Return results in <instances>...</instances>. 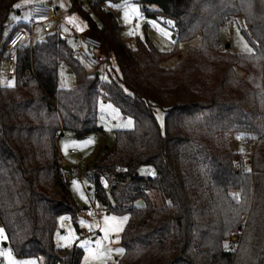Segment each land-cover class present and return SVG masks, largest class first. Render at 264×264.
Masks as SVG:
<instances>
[{
	"label": "trees",
	"instance_id": "trees-1",
	"mask_svg": "<svg viewBox=\"0 0 264 264\" xmlns=\"http://www.w3.org/2000/svg\"><path fill=\"white\" fill-rule=\"evenodd\" d=\"M17 1L0 0V55ZM106 1L119 0H95L88 9L73 2L72 9L113 58L112 72L101 78L98 68L72 58L70 42L54 28L17 48L14 83L0 85V225L13 254L80 264V248L54 244L59 219L80 212L57 139L66 131L76 138L98 131L101 97L133 121L130 129L114 130L112 149L92 163L95 200L128 214L114 264H264V0H135L146 16L172 23L174 46L166 52L147 39L127 46ZM232 16L243 21L249 55L219 46V29ZM19 27L26 25L12 31ZM195 37L197 46L162 65ZM62 65L74 87L58 85ZM230 133L252 139L247 164L231 149ZM141 165L154 174H139ZM152 191L160 205L150 200ZM138 198L141 207L133 205Z\"/></svg>",
	"mask_w": 264,
	"mask_h": 264
},
{
	"label": "rangeland",
	"instance_id": "rangeland-1",
	"mask_svg": "<svg viewBox=\"0 0 264 264\" xmlns=\"http://www.w3.org/2000/svg\"><path fill=\"white\" fill-rule=\"evenodd\" d=\"M92 1L95 0H18L15 5H19V7L14 5L8 16L4 38L7 37V32L14 27L13 25L21 21L27 24V29L29 25H33L34 41L44 37L46 32L43 29V24L30 16V6L36 3L48 5L58 16L57 20L48 23L51 30L58 27L65 29L67 25H70L79 35L90 34L85 20L72 9V3L75 2L84 9H88L89 2ZM103 6L115 15L118 23L122 26L120 34L127 46L133 47L138 38L151 41L160 51L166 52L173 48L174 32L170 21L146 16L135 0L106 1ZM69 18H71V22ZM198 44L199 37L180 42L178 54L164 61L162 65L164 67L174 65L184 55L189 45L197 46ZM219 46L221 49H227L235 54L249 55L252 53L253 46L246 35L243 21L239 16H232L221 25ZM100 53L107 58L105 64L97 69L100 77L104 78L106 70L112 72L115 65L113 58L107 54L105 48ZM7 56L8 53L2 50L0 55V85L2 86H12L14 83L12 72L8 68ZM236 74L239 77L245 76V73L240 69H236ZM58 85L64 88L75 86L73 76L63 66H60L58 70ZM97 107L98 125L100 127L98 131L83 138H76L72 133L66 131L62 132L57 139V152L63 177L68 182L72 197L80 212L76 219L70 218V226L62 223L63 218L59 219L54 233V244L58 248L70 249L73 246L80 248L82 250L80 264H114L121 255V252L116 251V249H121L119 245L120 234L128 217L127 213L107 211L95 200L92 163L106 148L112 149L114 130L130 129L133 126V121L131 118L122 115L114 105L104 101L101 97L98 99ZM155 116L162 128L163 112L156 109ZM228 139L231 149L247 164L252 149V139L238 133H230ZM87 141L91 142L86 143ZM138 173L143 176L153 175L154 169L149 165H141L138 168ZM149 198L154 205L161 204V197L157 192H149ZM133 205L141 207L144 205V200L138 198ZM106 217H115L116 219L106 224ZM112 224H118L119 230H111ZM105 228L109 229L107 236L102 230ZM235 240V234L230 235L226 246L234 248ZM96 241H100V245H97ZM97 248L103 251L105 255L100 259H93L91 251ZM8 251L16 260H32L34 264H42L38 257H16L7 244L4 231L0 225V252ZM0 258L2 259L0 264H8L5 256L0 255Z\"/></svg>",
	"mask_w": 264,
	"mask_h": 264
},
{
	"label": "built area",
	"instance_id": "built-area-1",
	"mask_svg": "<svg viewBox=\"0 0 264 264\" xmlns=\"http://www.w3.org/2000/svg\"><path fill=\"white\" fill-rule=\"evenodd\" d=\"M30 16L43 24V29L46 33L51 31L48 23L58 19V16L54 14L53 10L48 5L39 3L30 6ZM56 30L62 39L71 43V57L79 60L89 70L94 71L107 61V58L100 53L104 45L97 37L90 34L79 35L70 25H67L65 29L58 27ZM33 42L34 33L32 24L29 25L28 29L18 28L9 33L4 51L8 53L7 64L11 72L14 69L15 52L17 48L23 45L31 47ZM62 223L66 226H70V217H63ZM87 234H89V232H87ZM0 262H2L1 258Z\"/></svg>",
	"mask_w": 264,
	"mask_h": 264
},
{
	"label": "snow or ice",
	"instance_id": "snow-or-ice-1",
	"mask_svg": "<svg viewBox=\"0 0 264 264\" xmlns=\"http://www.w3.org/2000/svg\"><path fill=\"white\" fill-rule=\"evenodd\" d=\"M15 7H19V5H15ZM69 19L71 22V18H69ZM90 142L91 141H87L86 143H90ZM105 219H106V224H107V223H110L111 221H115L116 218L115 217H110V218L106 217ZM102 230L105 231V235L107 236V232L109 229L105 228ZM111 230H113V231L119 230V225L118 224H112ZM96 243H97V245H100V241H96ZM109 251H111V250H109ZM116 251L123 252V249H116ZM0 255H3L7 258L8 264H34V261H32V260H16V259H14L12 257V254L10 251L0 252ZM91 255H92L93 259H100L105 255V253L103 251H101L99 248H97L96 250L91 251Z\"/></svg>",
	"mask_w": 264,
	"mask_h": 264
},
{
	"label": "crops",
	"instance_id": "crops-1",
	"mask_svg": "<svg viewBox=\"0 0 264 264\" xmlns=\"http://www.w3.org/2000/svg\"><path fill=\"white\" fill-rule=\"evenodd\" d=\"M55 21V20H54ZM53 22V21H52ZM26 25V27H27V24H25V23H23L22 21L21 22H17L15 25H13L14 27L16 26V25ZM14 27H12V29L14 28ZM21 28H23V27H21ZM12 29L10 30V31H8L7 33H8V35H9V33L12 31ZM7 35V36H8ZM0 46H1V44H0ZM2 48L0 47V50H1ZM63 66V65H62ZM67 71H68V73H70L69 72V70L65 67V66H63Z\"/></svg>",
	"mask_w": 264,
	"mask_h": 264
},
{
	"label": "water",
	"instance_id": "water-1",
	"mask_svg": "<svg viewBox=\"0 0 264 264\" xmlns=\"http://www.w3.org/2000/svg\"><path fill=\"white\" fill-rule=\"evenodd\" d=\"M94 73H95V75L97 76L99 72H98V71H95ZM5 245H6V243H5Z\"/></svg>",
	"mask_w": 264,
	"mask_h": 264
}]
</instances>
